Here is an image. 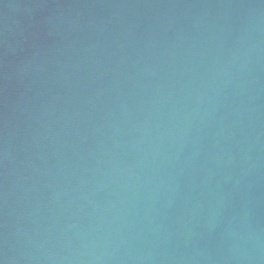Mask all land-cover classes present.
I'll return each mask as SVG.
<instances>
[{
  "label": "water",
  "instance_id": "obj_1",
  "mask_svg": "<svg viewBox=\"0 0 264 264\" xmlns=\"http://www.w3.org/2000/svg\"><path fill=\"white\" fill-rule=\"evenodd\" d=\"M0 264H264V0H0Z\"/></svg>",
  "mask_w": 264,
  "mask_h": 264
}]
</instances>
